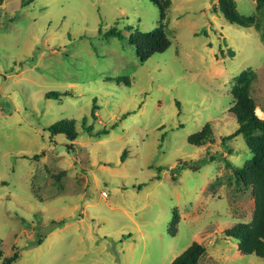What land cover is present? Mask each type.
Returning <instances> with one entry per match:
<instances>
[{
  "label": "rangeland",
  "instance_id": "rangeland-1",
  "mask_svg": "<svg viewBox=\"0 0 264 264\" xmlns=\"http://www.w3.org/2000/svg\"><path fill=\"white\" fill-rule=\"evenodd\" d=\"M171 1L0 6V264H172L194 243L198 264H264L226 236L254 217L234 173L253 155L228 137L241 75L264 120V8L234 0L243 28L220 0ZM114 26L125 39L99 34ZM159 26L170 47L142 62L130 39ZM71 120L75 141L48 131ZM207 125L212 140L191 145Z\"/></svg>",
  "mask_w": 264,
  "mask_h": 264
},
{
  "label": "trees",
  "instance_id": "trees-1",
  "mask_svg": "<svg viewBox=\"0 0 264 264\" xmlns=\"http://www.w3.org/2000/svg\"><path fill=\"white\" fill-rule=\"evenodd\" d=\"M154 5L161 8L162 12L171 4V0H148ZM4 0H0V6ZM264 8V0H256V10L261 11ZM220 15L229 23L238 25L243 28H249L253 19L243 16L237 12L234 0L219 1ZM218 12V11H215ZM156 28L149 33L138 32L131 37V44L137 47L138 55L142 62L150 59L155 54H161L170 47L167 34L162 26ZM165 27V26H164ZM128 29H132L128 27ZM99 34L107 39L118 38L125 39L121 30L116 26L105 33L99 30ZM241 78V80H240ZM238 85L234 90L235 105L230 109L238 122V129L228 139L232 140L242 135L249 147L252 159L241 169H234L238 183L245 184L253 189L255 200L254 217L250 223L239 224L232 229L226 231L228 238L234 239L239 244V250L245 255H255L264 259V120L259 119L254 111L256 109L254 101L250 97L251 84L255 78L254 74L246 73L241 75ZM66 94V93H65ZM63 94L51 92L46 95L47 99H59ZM91 117L96 119V108L93 107ZM84 123L87 119H84ZM75 121H60L49 127L48 131L52 136L64 135L70 141H75L79 137ZM115 127H112L114 129ZM94 128L86 129L87 134L92 137H100L108 135L109 129H101L93 133ZM213 132L211 127L207 125L203 131L191 136L189 143L194 146H203L207 141L212 140ZM126 155H123L125 161ZM185 165L184 167H186ZM231 167V166H230ZM176 217L174 218V221ZM65 221L58 224L64 225ZM205 253V247L198 243H194L186 252L177 258L172 264H198L201 256ZM1 258V253H0ZM18 260L15 255L8 259L5 264H13Z\"/></svg>",
  "mask_w": 264,
  "mask_h": 264
},
{
  "label": "built area",
  "instance_id": "built-area-1",
  "mask_svg": "<svg viewBox=\"0 0 264 264\" xmlns=\"http://www.w3.org/2000/svg\"><path fill=\"white\" fill-rule=\"evenodd\" d=\"M104 195H106V194H104Z\"/></svg>",
  "mask_w": 264,
  "mask_h": 264
}]
</instances>
